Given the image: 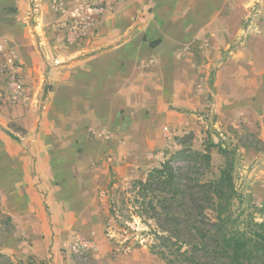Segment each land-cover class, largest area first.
Here are the masks:
<instances>
[{
	"label": "crops",
	"instance_id": "crops-1",
	"mask_svg": "<svg viewBox=\"0 0 264 264\" xmlns=\"http://www.w3.org/2000/svg\"><path fill=\"white\" fill-rule=\"evenodd\" d=\"M248 2L118 0L88 39L67 44L52 0H0V43L17 55L23 83L18 102L0 104V211L16 226H47L46 208L64 211L71 184L87 180L77 158L117 166L148 148L152 126L135 124L136 99H180L182 68L201 65L194 52L225 41L232 4Z\"/></svg>",
	"mask_w": 264,
	"mask_h": 264
},
{
	"label": "rangeland",
	"instance_id": "rangeland-1",
	"mask_svg": "<svg viewBox=\"0 0 264 264\" xmlns=\"http://www.w3.org/2000/svg\"><path fill=\"white\" fill-rule=\"evenodd\" d=\"M71 1L52 0V12L64 16L59 23L67 44L88 39L91 31L71 43L66 41L72 11L79 5L96 2L104 6V16L116 10L118 0ZM251 1L246 9L238 4L230 6L226 22L231 33L221 36L225 41L214 40L213 49L194 52V59L198 56L201 65L182 68L180 99H136L142 105L136 106L135 117L140 116L135 124L140 129L146 124L152 126L148 148H135L133 160L117 166L77 158L75 167L87 180L83 182L79 177L77 184H71L69 190L75 193L65 196L64 211L46 208L47 226H41L38 220L34 226H16L0 211V264H215L213 257L203 253L194 260V251L168 262L150 250L148 236L139 234L148 227L136 217L127 223L130 231L112 219L106 227L110 200L116 199L134 179L144 180L149 170L165 160L188 175L201 174L202 181L215 179L222 169H227L237 192L231 213L239 214L240 226L248 219H263L264 33H259L260 23L254 17L259 3ZM238 18L243 19L240 24ZM240 25L244 31L239 34ZM143 69L145 73L150 70ZM152 101L159 106L152 105ZM181 151L208 152L209 167L204 171L195 169L198 166L187 170L190 164L202 166V159L194 160L193 155L189 160L180 159L176 155Z\"/></svg>",
	"mask_w": 264,
	"mask_h": 264
},
{
	"label": "trees",
	"instance_id": "trees-1",
	"mask_svg": "<svg viewBox=\"0 0 264 264\" xmlns=\"http://www.w3.org/2000/svg\"><path fill=\"white\" fill-rule=\"evenodd\" d=\"M191 155L194 160L201 158L202 166L190 164L187 170L209 167L208 152L181 151L176 156L189 160ZM200 177L163 161L144 180L134 179L110 200L106 227L112 219L130 231L127 223L140 219L148 230L139 234H146L150 250L170 263L194 251V260L203 253L213 257L215 264H264V209L261 221L248 219L241 227L239 214L231 213L237 192L230 172L222 169L208 181Z\"/></svg>",
	"mask_w": 264,
	"mask_h": 264
},
{
	"label": "built area",
	"instance_id": "built-area-1",
	"mask_svg": "<svg viewBox=\"0 0 264 264\" xmlns=\"http://www.w3.org/2000/svg\"><path fill=\"white\" fill-rule=\"evenodd\" d=\"M94 3L79 5L70 13V20L65 30L67 42L71 43L87 35L95 21L105 13L102 4ZM18 65L15 52L0 43V104H14L23 97V83Z\"/></svg>",
	"mask_w": 264,
	"mask_h": 264
}]
</instances>
